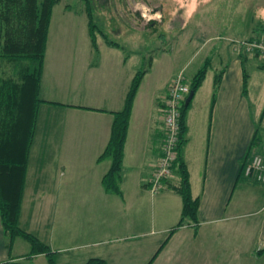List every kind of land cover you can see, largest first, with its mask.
<instances>
[{
	"label": "crops",
	"instance_id": "1",
	"mask_svg": "<svg viewBox=\"0 0 264 264\" xmlns=\"http://www.w3.org/2000/svg\"><path fill=\"white\" fill-rule=\"evenodd\" d=\"M52 24L51 19L50 32ZM88 42L83 52L67 46L54 51L47 44L40 85L44 101L29 151L20 226L56 251L59 263L100 257L108 264H148L155 257L150 264H260L264 183L247 176L245 165L264 138L263 110L259 118L253 110V98L264 106V90L261 76L252 78L255 62L264 60L243 57L237 47L214 57L218 51L211 50L206 77L187 112L182 148L192 195L200 200L198 219L170 234L182 215L177 190L182 177L175 168L159 192L150 189L149 179L161 154L168 87L188 66H160L153 75L168 51L150 56L132 106L119 191H114L104 184L112 161L102 154L114 112L123 108L140 63L102 34L95 45L89 33ZM257 129L260 139L252 148ZM19 238L9 245L0 215V262L31 258L48 263L43 253L29 256L26 239V249L17 250Z\"/></svg>",
	"mask_w": 264,
	"mask_h": 264
},
{
	"label": "trees",
	"instance_id": "2",
	"mask_svg": "<svg viewBox=\"0 0 264 264\" xmlns=\"http://www.w3.org/2000/svg\"><path fill=\"white\" fill-rule=\"evenodd\" d=\"M60 0H0V55L3 59L20 64L19 70L12 76H0V215L9 245L14 238L21 236L29 243V256L43 253L48 258L47 264H108L100 257H91L80 263H59L56 251L38 238L35 234L24 230L20 226V212L23 192L28 169L29 151L34 138L38 111L44 101L40 97V85L43 63L46 54L49 28L54 5ZM95 24H89L93 44L96 45ZM264 27V23L262 25ZM261 27V28H262ZM264 30V29H263ZM107 43L118 45V42L102 34ZM252 38V37H251ZM239 55H249L239 47ZM211 58L194 74L190 82V90L196 91L202 85ZM33 66V67H32ZM145 69H140L133 78L132 85L126 95L124 106L114 112L115 118L109 143L102 156H109L112 164L104 176L107 189L119 191L118 181L122 169L124 146L128 135V125L133 102L140 87ZM222 72L218 73L214 82L212 104L216 99V89ZM246 74L245 82L247 84ZM247 86V85H246ZM194 93V94H195ZM192 100L183 105L181 117V133L179 156L176 168L182 177V183L177 189L183 198L182 215L177 225L172 229L190 222L197 221L200 200L193 197L189 174L182 156V148L186 143V116ZM264 117V109L262 117ZM258 129L252 139L251 147L257 144ZM166 242V241H165ZM164 242V244H165ZM163 245L160 247L159 250ZM260 253L264 252L262 248ZM148 263L150 264L153 259ZM0 264H35L27 260H7Z\"/></svg>",
	"mask_w": 264,
	"mask_h": 264
},
{
	"label": "rangeland",
	"instance_id": "3",
	"mask_svg": "<svg viewBox=\"0 0 264 264\" xmlns=\"http://www.w3.org/2000/svg\"><path fill=\"white\" fill-rule=\"evenodd\" d=\"M138 3L147 5L153 13L160 12L162 18L145 22L141 12L136 10ZM52 14L53 24L51 32L49 28L48 41L50 50L57 51L63 46L71 50L87 49L89 24L93 22L96 36L105 33L109 39L124 45L134 64L140 63L138 69L149 68L153 56L156 58L160 51H168L159 59L153 75L158 73L160 66L174 70L187 64L188 67L179 73L189 78V82L192 73L210 59L211 50L213 53L218 51L213 54L214 57L235 47L238 51L241 40L258 38L264 42V0H198L196 11L190 16L176 0H60L54 5ZM252 57L264 60L258 55L252 54ZM257 61V66H264L263 62ZM257 66L252 78L260 75L261 90H264V68ZM19 67V63L3 59L0 55V76H12ZM209 71L215 72V65ZM179 73L176 75L179 76ZM253 100V110L259 118L264 106L259 105V100ZM27 245L25 238H19L17 250H24ZM27 261L35 264L42 262L31 258ZM245 264L254 263L246 261ZM260 264H264V260Z\"/></svg>",
	"mask_w": 264,
	"mask_h": 264
},
{
	"label": "built area",
	"instance_id": "4",
	"mask_svg": "<svg viewBox=\"0 0 264 264\" xmlns=\"http://www.w3.org/2000/svg\"><path fill=\"white\" fill-rule=\"evenodd\" d=\"M239 47L253 55L264 59V42L262 40H241ZM180 74V73H179ZM190 92V82L185 75H176L170 82L165 101L163 124L165 134L161 146V154L149 179L153 192L162 190L167 181L174 175L179 156L182 108ZM245 174L256 181L264 183V138L260 147L245 165Z\"/></svg>",
	"mask_w": 264,
	"mask_h": 264
},
{
	"label": "clouds",
	"instance_id": "5",
	"mask_svg": "<svg viewBox=\"0 0 264 264\" xmlns=\"http://www.w3.org/2000/svg\"><path fill=\"white\" fill-rule=\"evenodd\" d=\"M181 8H186L187 14L190 16L191 13L196 11L198 6V0H176ZM136 10L141 12V17L145 22H151L152 20H160L162 18V14L160 12H152V9L147 5L137 4ZM175 14V13H173Z\"/></svg>",
	"mask_w": 264,
	"mask_h": 264
},
{
	"label": "water",
	"instance_id": "6",
	"mask_svg": "<svg viewBox=\"0 0 264 264\" xmlns=\"http://www.w3.org/2000/svg\"><path fill=\"white\" fill-rule=\"evenodd\" d=\"M194 90H190L187 98H186V101H185V105L187 106L189 104V102L192 100V98L194 97Z\"/></svg>",
	"mask_w": 264,
	"mask_h": 264
}]
</instances>
